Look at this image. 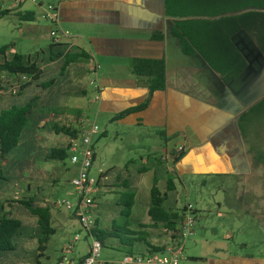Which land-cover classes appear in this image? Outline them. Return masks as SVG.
Wrapping results in <instances>:
<instances>
[{"label": "rangeland", "instance_id": "rangeland-1", "mask_svg": "<svg viewBox=\"0 0 264 264\" xmlns=\"http://www.w3.org/2000/svg\"><path fill=\"white\" fill-rule=\"evenodd\" d=\"M2 6L4 2H0V8ZM37 20L40 26L55 29L44 14L39 15ZM15 22L16 20L12 18H0V48L15 42V47L11 49L15 53L25 56L39 53L37 60L46 62L50 41H27L25 37L15 39L17 36ZM11 50L9 56L13 54ZM84 64H88V70L83 67ZM98 66L97 62L79 60L75 68L70 69L62 61L58 67L47 68L39 81L42 84L46 82L55 84V88L49 89V94H44L47 90L43 92L40 88L32 86L14 98L6 94L9 93V88L5 82L18 86L15 79L8 75L0 76L2 88L6 92L0 94V112L7 111L12 106H32L21 142L8 155L3 167V177L7 178L8 182H0V206L3 205L7 209L5 201L16 200L25 192L27 183L24 178L23 181L20 180L22 171L31 170L30 164L33 162L38 165V162L49 155L51 149L57 145L63 147V143L51 144L48 138L53 137L52 141L57 138L54 135L56 126H72L60 124L55 118L59 117L61 112L69 111V108L73 110L74 104L70 103L65 109L60 107L64 98L63 91L70 88L79 94L84 92L85 95L80 98L84 114L82 119L95 121L99 128V133L93 137L96 160L90 172L91 176H96L100 169L105 172L111 170L115 175L130 161L136 163L135 166L130 165V170L135 171L140 164L153 163L154 159L164 155L163 139L155 134L154 129L115 122L112 121L113 116L107 117L106 114L99 113L97 104H94L95 95H98L97 92L94 93ZM89 125V122H85L83 126L88 128ZM260 131L257 135L258 129L251 130L244 140L245 149L250 152L251 171L248 177L187 176L175 181L177 195L169 194L165 207L182 209L189 205L196 211L194 215L190 213L195 219L193 233L184 242V257L178 264H204L203 259L207 256L226 257L230 253L264 258V131ZM59 137L65 139L63 134ZM256 153L259 157L257 160ZM148 158L150 159L147 160ZM57 165V171L53 176L35 172L33 178L27 180L31 184V196L34 197V192L38 188L41 194L35 195L37 200L52 203L59 199L75 203L72 178L76 166H72L69 159ZM153 177L152 173L145 174L142 185L130 189L129 192L135 194L130 217L125 214L127 207L122 204L121 194L127 191L113 188L109 189L112 194L101 195L94 211L100 229L127 227L131 231L147 232L146 240L152 246L161 247L166 244L160 229L139 228V225L148 223L146 205L149 202L148 191L152 186ZM156 178L158 187L162 190L164 184L158 170ZM109 186H113V182ZM8 211L22 222V227L10 241L13 250L0 253V264H58L62 252H66L70 247L73 248L69 253L70 258L78 259L87 254L88 243L91 240L73 212L64 208L51 210L50 227L54 234L49 236L42 247L37 219L15 208L11 210L8 208ZM76 236H79L78 242L74 241ZM243 245H247V249L242 248ZM124 255L118 247L113 249L104 247L101 250V260L106 262L120 260ZM190 256L202 260L192 262L189 261Z\"/></svg>", "mask_w": 264, "mask_h": 264}, {"label": "crops", "instance_id": "crops-1", "mask_svg": "<svg viewBox=\"0 0 264 264\" xmlns=\"http://www.w3.org/2000/svg\"><path fill=\"white\" fill-rule=\"evenodd\" d=\"M206 1V9L221 13L220 15L264 12L256 6L263 5L264 0ZM0 2H4L0 14L9 12L6 16L0 15V18L16 20L15 39L25 37L27 41H50L51 44L50 32L53 28L40 26L37 17L41 14L46 17L50 9L58 13V43L67 45L66 50L74 55L85 56L67 67L74 69L79 60L99 63L94 87V93H99V99L94 100V104H97L99 113L106 114L107 117H115L128 109L141 106L148 97L146 81L137 79L132 71H128L132 67V61L138 58L161 59L165 56V90L154 93L145 110L118 121L154 129L155 134L163 139V157L167 159L170 158V152L185 149L186 154L175 165L178 180L187 176L250 175L249 154L242 141L237 120L250 106L264 97V58L247 34H237L233 42L247 59L248 69L237 79L222 80L199 56L182 54L180 42L171 35L173 20L165 16V0ZM19 13H31L34 20L20 22L16 16ZM246 18L259 16L249 15ZM157 31L164 33L163 42L151 40V35ZM13 45L15 47L16 43L13 42ZM12 51L14 54V50ZM62 61L61 58L44 65L42 73L47 68L58 67ZM83 67L88 70V64ZM54 86L55 84L46 89L44 94H49V89L55 88ZM83 93L79 94L71 88L63 91L64 98L60 107L65 109L69 103L74 104V107L73 110L69 108V111L61 112L59 117H55L60 124H72V127L80 130L77 123L84 115L80 99L85 95ZM54 135L57 138L53 141V137L48 138L51 144L63 143L64 147L70 142L67 136L63 140L60 139V134ZM56 148L61 147L57 145ZM95 160L96 152L94 162ZM30 165L31 170L25 171L23 177L27 185V180L33 178L35 172L53 176L58 168L57 163H45L42 160L38 165L34 162ZM72 166H76L72 178L74 179L78 166ZM149 173L154 175V171ZM110 181H103L100 185L109 187ZM105 191L104 195L112 193L109 189ZM186 206L192 209L189 205ZM96 208L97 202L94 211ZM242 248L247 249V245ZM203 261L204 264H264V258L231 253L226 257L207 256Z\"/></svg>", "mask_w": 264, "mask_h": 264}, {"label": "trees", "instance_id": "trees-1", "mask_svg": "<svg viewBox=\"0 0 264 264\" xmlns=\"http://www.w3.org/2000/svg\"><path fill=\"white\" fill-rule=\"evenodd\" d=\"M207 4L206 0H165V16L173 20L171 35L180 42L183 55L199 56L206 66L222 80L237 79L248 69L249 63L234 44L233 38L239 33L247 34L264 58V12H250L246 15H244L245 13L220 15L221 13L208 11L206 9ZM256 6L260 10H264V4H256ZM8 14V11H4L0 15L6 16ZM249 15L259 16V18H246ZM16 16L20 22H32L34 20V15L31 13H19ZM151 40L163 42L165 35L163 32H154L151 35ZM13 47L14 45L10 44L0 48V76L2 74L11 76L18 84L15 88L9 82H5L9 88V93H6L0 80V94L3 92L13 98L20 96L22 92L32 86L46 90L53 85L52 82L39 83L42 79V67L44 65L62 58L67 67L85 57L70 53L66 50L67 45L54 43L53 40H51L48 48L46 62L37 60L39 53L33 56L14 53L9 56V50ZM131 66L134 76L139 80L146 81L148 97L144 104L116 115L113 117V121L145 110L152 95L156 92H162L166 88L167 64L165 56L161 59H134ZM6 94L3 96L5 97ZM31 111L32 106L26 105L12 106L9 110L0 112V182H8V179L3 177V167L7 162L8 155L20 144L28 121L27 117ZM237 124L243 143L247 133H250L251 130L258 129L257 135L260 134V130L264 131V97L240 115ZM54 129V134H63L70 140H75L79 134V131L72 126H56ZM68 147L69 142L62 148L51 149L50 154L43 158L42 162L64 163L69 159ZM185 154V149L174 150L169 153V159L162 155L160 158L154 159L153 163L140 164L135 171L130 170V165L134 166L136 163L130 161L115 175V172L113 173L111 170L105 173L103 177L111 180L113 186L102 187V184L96 202L100 200L101 195L106 193L105 189L122 188L127 191L121 194L122 204L127 207L125 214L130 217L135 203V194L129 192L130 189L139 187L144 175L154 171L152 186L148 191L149 202L146 205L148 223L139 225V228L142 230L160 229V234L166 240V244L161 247L152 246L146 240L147 232L131 231L127 227L102 230L99 220L95 219L91 234L100 242L101 248L113 249L118 247L125 255H146L164 252L167 247L180 244V229L184 214L189 211L194 215L196 211L188 206H184L182 209L167 208L165 204L169 194L177 195L175 181L178 177L175 175V165ZM248 154L250 155V152ZM257 158L259 159L258 153H256L255 160ZM157 170H161L164 184L162 190L157 184ZM24 174L25 171L20 173L21 181H23ZM103 177L98 179L99 186ZM34 193L36 196H40L41 191L36 188ZM31 194V184H28L20 198L5 201L8 205L7 209L3 205L0 206V253L13 250L14 247L10 241L22 227V222L12 216L8 208L9 210L18 209L37 219L42 247L49 236L54 234L50 227L52 206L43 200H37L35 195L33 197ZM189 261L197 262L201 259L191 258Z\"/></svg>", "mask_w": 264, "mask_h": 264}, {"label": "built area", "instance_id": "built-area-1", "mask_svg": "<svg viewBox=\"0 0 264 264\" xmlns=\"http://www.w3.org/2000/svg\"><path fill=\"white\" fill-rule=\"evenodd\" d=\"M46 18L55 28L50 32V37L54 43H58L59 36L56 30L58 25V13L50 9L46 14ZM98 99L99 93L96 95L95 100ZM85 122H89L90 125L88 128H84L83 125ZM78 126L80 127V130H78V137L75 140H70L68 147L70 163L78 166L77 175L72 180L76 202L71 203L67 200L58 199L48 204H50L53 209L64 208L69 212H73L91 242H87L88 251L85 256L78 259L70 258L69 253L73 250V248L70 247L66 252H62L58 264H178L180 259L184 257V242L193 233L192 227L194 219L190 216L189 211H186L184 214L180 229V244L177 246H169L164 252L146 255H124L117 261L106 262L101 260V244L93 237L91 230L95 220L94 209L96 207V198L101 192V185H98V179L105 176L106 172L100 169L96 177L90 175L95 159L93 137L99 133V128L95 124V121L90 122L88 119H80L78 121ZM106 180H108L107 177H103L101 182ZM79 240V236L74 238L75 242Z\"/></svg>", "mask_w": 264, "mask_h": 264}]
</instances>
